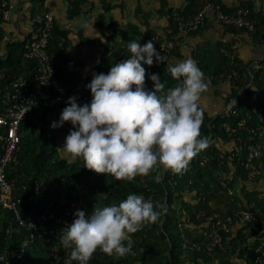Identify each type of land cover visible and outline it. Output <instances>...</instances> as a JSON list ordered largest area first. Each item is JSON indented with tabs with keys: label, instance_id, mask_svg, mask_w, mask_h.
I'll return each instance as SVG.
<instances>
[{
	"label": "trees",
	"instance_id": "1",
	"mask_svg": "<svg viewBox=\"0 0 264 264\" xmlns=\"http://www.w3.org/2000/svg\"><path fill=\"white\" fill-rule=\"evenodd\" d=\"M45 1L39 0V4L43 5ZM82 1L72 3L70 18L80 14L79 5ZM189 1V13H167L171 27L168 40L173 38L177 30L174 15L186 17L194 14L197 8L195 0ZM243 7L250 11L251 20H259L261 26L264 25L263 17ZM99 26L101 31L106 32L107 28L112 31L104 17L99 18ZM67 34L54 24L47 50L53 59L55 76L63 83H69L72 78L65 79L61 74L62 67L55 62L65 59L64 55L69 49ZM3 42L4 31L0 27V48ZM127 42L128 37H121L120 44L107 52L95 66L94 73L106 74L112 65L129 58L131 54ZM24 47L25 40L18 41L7 45V55H1L0 52V72L10 74L12 79H30L36 73L37 63L24 60ZM233 63L228 72L203 71L210 82L213 77L220 78L225 73V77L235 86L229 99L232 107L224 114L213 119L202 113L200 132L202 137L210 138V146L194 157L181 173L161 169L148 176H136L131 181L115 180L111 175L90 171L84 168L82 159L73 162L61 159L56 147V135H65L71 130L52 127L54 122H59L63 108L54 103V95L48 92L42 105L28 116L22 126V143L18 154L20 165L13 167L9 173V179L16 181V191L20 189L18 194L24 197L21 208L23 217L41 215L49 203L63 205L75 201L90 214L95 207L118 205L128 194L143 195L165 206L167 211L158 222L147 224L132 235L134 244L131 254L115 257L98 251L90 264H256L259 249H264V75L261 71L247 74L245 83L241 77L230 78L229 75L234 71L240 75L246 72ZM144 67L146 90L154 89L149 79L151 74L159 75L161 82H165V89L177 85L163 63L156 65V68ZM6 85H0V96L6 92ZM226 125L231 127L233 133L226 132ZM50 131L54 132V136L49 141L46 134ZM240 144L244 146L242 150H239ZM258 146H261V155L254 158L251 149ZM249 161L256 166L261 165L253 180L249 179L245 166ZM231 174L233 180L225 181L229 191L234 190L236 180L241 179L251 186L262 184L260 189L263 192L255 195L243 189L242 198L235 197L231 208H224L222 197L225 189L222 180H226L225 176L230 178ZM157 175L160 177L159 182L155 179ZM58 182L59 187L56 186ZM229 196L233 195H228L230 199ZM252 203L255 204L251 209L255 212V218L241 224V213L248 211ZM229 217L232 222L226 223ZM219 220L227 224L228 230L218 225ZM217 235L221 242L214 244ZM29 238L30 231L18 228L13 214L0 207V255L10 253V259H13L10 264H52V245L48 240L45 237L35 239L24 248L23 243Z\"/></svg>",
	"mask_w": 264,
	"mask_h": 264
},
{
	"label": "clouds",
	"instance_id": "2",
	"mask_svg": "<svg viewBox=\"0 0 264 264\" xmlns=\"http://www.w3.org/2000/svg\"><path fill=\"white\" fill-rule=\"evenodd\" d=\"M126 46L129 58L112 65L106 74L93 73L86 85L90 103L81 106L75 97L68 99L52 127L70 123L74 130L57 151L61 159H82L84 168L115 180L131 181L161 169L181 173L210 146V138L200 132V101L210 81L191 56L169 63L153 40L143 45L129 40ZM154 63H165L177 85L165 89L159 75L151 74L154 89L146 90L144 65L151 68ZM155 179L159 182V175ZM166 211L151 198L128 194L118 205L95 207L90 214L77 210L60 242L71 249V260L77 264H90L97 250L123 257L132 253V235L158 222Z\"/></svg>",
	"mask_w": 264,
	"mask_h": 264
},
{
	"label": "built area",
	"instance_id": "3",
	"mask_svg": "<svg viewBox=\"0 0 264 264\" xmlns=\"http://www.w3.org/2000/svg\"><path fill=\"white\" fill-rule=\"evenodd\" d=\"M70 1L76 3L81 0ZM195 4L197 8L194 14L186 17L174 15L177 30L172 39L168 40L147 34L137 37L136 41L143 45L148 40H153L157 50L168 57L178 52L185 37L206 27L207 18L210 14L223 26L244 30L250 35L255 34L258 26L264 28V25L261 26V21L250 19V11L244 7H239L234 12L229 13L222 8L217 0H195ZM0 10L2 11L1 21L8 22L12 12L10 1L0 0ZM32 22L37 27L38 34L36 38L25 40L23 57L25 61L37 63L36 73L30 79L27 77L12 79L10 74L0 72V85L7 83L6 92L0 96V207L13 214L18 228L30 231V238L23 243L24 248L33 243L35 239L45 237L48 243L52 245L50 253L52 264H73L75 261L71 260V249L62 246L60 237L63 235V229L73 222L74 213L77 210L85 209L77 201L63 205L49 203L41 215L24 218L21 209L24 197L18 194L20 189L16 191V181L9 179V173L13 167L20 165L18 154L22 143V126L28 116L42 105L47 93L51 92L54 95V103L62 106L63 110L68 106L67 101L70 97H75L77 104L81 106L90 103L91 92L86 85L90 83V77L95 69L82 73L77 79L71 80L69 83L61 82L55 76L53 59L47 52L55 24L54 15L44 11L41 5H37L34 9ZM232 61H235V57L232 58ZM151 68H156V64L154 63ZM229 76L234 79L241 77L235 71ZM62 128L74 130L70 123H65ZM225 130L229 134L233 133L231 127L227 125ZM240 145L239 150H242L244 146ZM251 150L254 158L260 157L261 146ZM245 166L248 170L249 179L253 180L261 165L256 166L249 161ZM23 189L26 190V187ZM230 194L233 195L232 192ZM254 205L252 203L248 211L241 213V224H246L255 218V212L251 210ZM227 222H232L231 217L227 219ZM226 223L222 220L218 221L219 226L228 230ZM219 242H221V238L217 235L214 244ZM259 252L256 264H264V249H259ZM12 260L8 252L0 255V264H10Z\"/></svg>",
	"mask_w": 264,
	"mask_h": 264
},
{
	"label": "crops",
	"instance_id": "4",
	"mask_svg": "<svg viewBox=\"0 0 264 264\" xmlns=\"http://www.w3.org/2000/svg\"><path fill=\"white\" fill-rule=\"evenodd\" d=\"M12 5L11 18L8 22H2L0 17V27L4 31V42L0 48L1 55H7V45L18 41L33 39L37 37V27L32 22L35 6L40 5L37 0H9ZM95 0H83L79 5L80 14L77 17L70 18L69 12L72 9L70 0H46L41 7L44 11L53 13L56 28L62 32H67L69 41V49L64 55V60H56V65L62 67L61 74L65 79H77L82 73L92 71L96 65L100 63L103 56L105 45L111 41V32L107 35L101 31L99 26V18L104 17V12L110 10V5L102 6L103 13L97 17V38L96 49L94 42L87 41L88 31H84L83 25L87 23L93 26V14H87L90 6ZM229 13L234 12L239 7L246 6L250 8L254 14L264 18V0H217ZM123 2V10L126 11L124 17L129 21L136 23V27H141L140 32H148L147 34L156 35L163 39H168L171 34V27L167 15L158 12L157 16H153L147 10L153 3L151 0H121ZM137 3L135 8L132 4ZM68 8L66 7V5ZM191 2L189 0H167L165 11L187 12ZM189 13V12H187ZM66 14L68 16H66ZM140 17L143 18L141 23ZM110 21L111 18H108ZM79 26L81 29H79ZM83 26V27H81ZM138 27L136 29H138ZM87 29V28H86ZM135 29V28H134ZM82 30V32H81ZM88 30L95 38L97 33H93L92 27ZM79 31V32H78ZM136 30L134 33H137ZM73 34V36L71 35ZM146 34V35H147ZM110 35V37H109ZM140 37V36H139ZM110 38V40H109ZM136 40L137 36L133 37ZM72 39V42L70 41ZM118 40V39H117ZM130 40V39H129ZM71 42V43H70ZM81 43H86L88 48L79 49ZM94 43V44H93ZM77 47L81 52L77 58L74 56L73 47ZM99 45L102 48H99ZM109 52V51H107ZM70 55V57H69ZM191 56L198 64L202 71L228 72L232 68L233 62L237 64L238 69L246 71V74H253L261 71L264 75V28L260 27L258 31L250 35L244 30H233L230 27L223 26L210 14L207 18L206 27L199 33L188 35L183 40V45L177 53L168 56L169 63H177ZM226 59H225V58ZM235 57V61L232 58ZM166 67V64L163 63ZM245 69V70H244ZM245 74V73H244ZM228 81V82H227ZM214 82V83H212ZM229 78L220 75V78L213 77L211 79L207 92L202 96L200 101L203 114L215 119L224 114L230 107L229 99L232 96L233 85L229 84ZM231 83V82H230ZM69 134V133H67ZM64 136V135H63Z\"/></svg>",
	"mask_w": 264,
	"mask_h": 264
},
{
	"label": "rangeland",
	"instance_id": "5",
	"mask_svg": "<svg viewBox=\"0 0 264 264\" xmlns=\"http://www.w3.org/2000/svg\"><path fill=\"white\" fill-rule=\"evenodd\" d=\"M133 1L135 2L136 0H133ZM151 1L153 3L151 4V6H149V8H147V10L150 14H152L154 17L158 15V12H161V14L167 15V11H165V9H167V7H165V3L167 0H151ZM182 1H186V0H182ZM65 5L68 8L67 4H65ZM104 5H110V10H107V12H104V15L108 18H111L110 21L108 20V18H105V20H106V25L112 29L113 34H112V31H110L108 28H107L106 32L103 31V33L105 32V34H107V35L111 32V41H109L107 43V45H105L104 50L101 51V52H103L102 58L108 54L107 51H109V52L112 51L113 47L120 44V38L121 37L126 36L130 40H132V39H134L133 37H135V36L139 37V36L146 35L148 33V32H140L141 27L137 26L138 29H136L137 28L136 23H133L132 21H130L131 24L127 23L129 21L124 17V15L126 14V11L123 10L124 7H123V2H121V0H95L94 1L93 5L90 6V9L87 11V14H89L90 12H91V14H93L94 25L93 26L89 25V29H91V27H92L93 33H95V34L97 33V26H96L97 20L96 19L100 14L103 13L102 6H104ZM136 5H137V8H139V5L137 3H133L132 8H135ZM72 7H73V5H72ZM104 7H106V6H104ZM66 16H68V15L66 14ZM139 18L141 19V23H142L144 17L143 18L140 17V14H139ZM81 27H83V26H81ZM79 29H81L80 26H79ZM82 29L86 32L88 31L87 41L89 40V41H92L95 43V44L93 43L95 46V48H93V49H96V47L98 48L97 42H96L97 38H94L92 36V34H90L88 28L86 29L83 27ZM105 29H106V27H105ZM136 30H138L137 33H134ZM81 32H82V30H81ZM71 35L73 36V34H71ZM109 37H110V35H109ZM70 41L72 42V39H70ZM72 47H73V45H72ZM87 48H88V45L86 43H81L79 46V49H81L82 51L87 49ZM99 48H102V46L99 45ZM73 49L75 51L79 50L77 47H73ZM80 52L81 51L79 50L77 53H74V56H77V58H80V57H78V56H81ZM69 57H70V55H69ZM244 73L242 75H240L241 76L240 79H242V81L245 83V81L247 80V76H246L247 72H244ZM229 84L231 85L232 83L229 82ZM233 87H235V86H233ZM67 135L68 134H65L64 136L61 134L56 135L57 136V143H56L57 149L63 147L64 142H65V137ZM46 136L50 141V139L53 138V136H54V132L50 131L46 134ZM67 160H69L70 162L74 161V160H70V159H67ZM225 178H226V180H222V186L225 189V195L223 194L224 197H222L223 198L222 200H224V202H225L224 208H226V209L231 208V206L233 205V203L235 201V197L239 198V199L242 198L243 189H245V191L250 190L255 195L263 192V190L260 189V186H262V184L260 186H255V185L251 186L250 184L244 183V181L241 179L236 180L237 181L236 187L234 188V190L230 189V191H229L228 190L229 187H228L227 182H231V180H233V174H231L230 178H227V176H225ZM225 181H227V182H225ZM263 182H264V179H263ZM56 186L59 187L60 183L59 182L56 183ZM230 192L233 193V196H229L230 197V199H229L228 195H230Z\"/></svg>",
	"mask_w": 264,
	"mask_h": 264
}]
</instances>
